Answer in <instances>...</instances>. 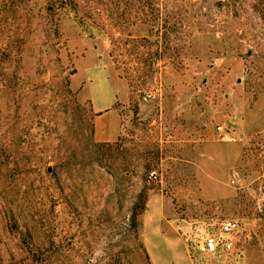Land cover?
<instances>
[{"label":"rangeland","instance_id":"374dc122","mask_svg":"<svg viewBox=\"0 0 264 264\" xmlns=\"http://www.w3.org/2000/svg\"><path fill=\"white\" fill-rule=\"evenodd\" d=\"M0 264H264V0H0Z\"/></svg>","mask_w":264,"mask_h":264},{"label":"built area","instance_id":"2783aa9c","mask_svg":"<svg viewBox=\"0 0 264 264\" xmlns=\"http://www.w3.org/2000/svg\"><path fill=\"white\" fill-rule=\"evenodd\" d=\"M146 98L147 96L144 95L143 99ZM217 127L222 130L221 125ZM154 173L155 171L152 170L150 175H154ZM241 232V224L236 218H216L210 223V228L198 240L196 248L201 253H237L241 248Z\"/></svg>","mask_w":264,"mask_h":264},{"label":"crops","instance_id":"0c3cea01","mask_svg":"<svg viewBox=\"0 0 264 264\" xmlns=\"http://www.w3.org/2000/svg\"><path fill=\"white\" fill-rule=\"evenodd\" d=\"M113 104V101H112V99L110 100V103L108 104V105H110V108L109 109H107L106 110V108L107 107H109L108 105L107 106H105V108H104V106H101V107H99V109H97V112H99V111H102V110H104L105 109V111H103V112H101V113H96L95 114V118H94V121H95V127H96V130H95V133L96 134H99V135H102V136H100V137H108V138H110V137H112L113 135H114V133H113V131H114V129H113V126H114V121L113 120H111L110 122H109V126H110V128H109V132L107 131V130H102L100 127H99V124L101 123V121L103 120V116H105V115H103V114H110V115H113L114 113H115V109L114 108H111V105ZM98 108V107H97ZM113 113V114H112ZM113 118H114V115H113Z\"/></svg>","mask_w":264,"mask_h":264}]
</instances>
